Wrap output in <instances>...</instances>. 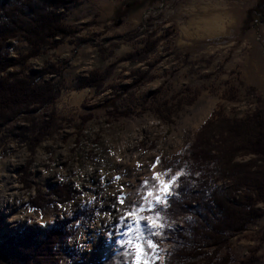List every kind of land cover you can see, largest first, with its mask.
I'll use <instances>...</instances> for the list:
<instances>
[{
  "label": "rangeland",
  "instance_id": "1",
  "mask_svg": "<svg viewBox=\"0 0 264 264\" xmlns=\"http://www.w3.org/2000/svg\"><path fill=\"white\" fill-rule=\"evenodd\" d=\"M59 12L69 35L0 74L36 73L58 93L0 122V244L24 228H62L57 264H124L121 251L102 254L96 233L107 224L109 202L115 207L121 197L148 220L129 236L145 244L142 261L170 262L180 233L184 264H226L227 254L239 264L254 249L264 264V216L239 233L221 223L216 200L232 203L245 191L234 194V169L225 161L193 174L188 188L199 198L187 215L165 213L186 185L204 125L213 123V145L224 150L217 131L226 121L264 111L261 0H74ZM30 50L22 37L9 40L0 63ZM254 160L239 151L233 163L254 171ZM154 168L166 190L141 202L128 185L136 178L149 186Z\"/></svg>",
  "mask_w": 264,
  "mask_h": 264
},
{
  "label": "trees",
  "instance_id": "2",
  "mask_svg": "<svg viewBox=\"0 0 264 264\" xmlns=\"http://www.w3.org/2000/svg\"><path fill=\"white\" fill-rule=\"evenodd\" d=\"M73 1L0 0V51L7 41L18 37H22L31 47L28 54L16 62L4 58L0 63V74L17 63L25 64L31 58L39 56L44 47L52 44L51 40L68 36L70 32L61 23L62 14L59 11L66 12ZM261 7L264 22V0H261ZM36 76V73L25 76L11 74L0 79V122L5 120L7 114L17 109L48 103L57 97L56 86H42ZM212 126L213 123L209 122L198 133L187 159L190 175L186 179V185H181L176 190V196L168 199L169 207L165 213L173 220L187 215L191 205L199 198L193 189L188 188L189 181L196 180L193 174L202 173L214 161L222 160L234 169V194L245 191L232 203L216 200V206L222 209L221 223L230 224L236 233L243 232L253 221L264 216V211L256 208L257 205L264 204V111L259 110L250 120L226 121L222 125L223 130H216L217 137L227 144L224 150L221 149L222 146L213 145ZM239 151L245 156L254 157L256 164L260 163L254 167V171L250 164L233 163ZM181 179L185 180L184 177ZM205 186L206 182L200 185L202 188ZM63 237L62 228L47 231L24 228L9 235L7 241L0 244V264H57L54 251ZM179 239H182V234L176 233L172 260L164 264H184L185 256L176 248ZM257 252V249H254L251 255L239 264H259ZM231 261L232 258L227 254L225 263L229 264Z\"/></svg>",
  "mask_w": 264,
  "mask_h": 264
},
{
  "label": "bare ground",
  "instance_id": "3",
  "mask_svg": "<svg viewBox=\"0 0 264 264\" xmlns=\"http://www.w3.org/2000/svg\"><path fill=\"white\" fill-rule=\"evenodd\" d=\"M145 178L151 182L150 185L146 187L144 186L143 181H138L141 182L139 184L136 181V178H133L131 180L128 187H130L132 195L134 197L138 196L139 198H141V202H150L154 200L157 196H162L163 192L166 190L165 184L163 183V178L157 172L156 168L149 171ZM113 202H109L108 212L110 214L107 217V224L101 228L98 227L96 231V233H100L102 236L100 242V250L102 251L103 255L107 256H115L118 252L121 251V258H124L125 260L124 264H137L136 251L132 252V250H125V246L127 245V243H122L123 241L129 239V236L125 235V232L129 230L128 225L125 223L122 226L119 222V218L129 212V206L126 203V207H124L125 205L123 207H121L120 205L114 207Z\"/></svg>",
  "mask_w": 264,
  "mask_h": 264
},
{
  "label": "snow or ice",
  "instance_id": "4",
  "mask_svg": "<svg viewBox=\"0 0 264 264\" xmlns=\"http://www.w3.org/2000/svg\"><path fill=\"white\" fill-rule=\"evenodd\" d=\"M75 187L79 188V185H75ZM168 191H171V186H168ZM124 198L118 197L117 199V204L120 205L121 207H123L124 204ZM129 221H131V223H129ZM119 222L121 223V225L123 226L125 223L128 225V231L125 232L126 236H131L132 233L135 231L136 226L139 225L141 226L142 222H146L148 224V220L146 219H141L139 217V215H137L134 212H128L125 215H122L119 218ZM122 243H127L129 245H132L135 250H136V254H137V264H149L148 261H141L140 257L142 255L145 254L144 252V243L142 241L139 240H134V239H128L126 241H123ZM153 244H155V241L153 240ZM158 264V262H157Z\"/></svg>",
  "mask_w": 264,
  "mask_h": 264
}]
</instances>
